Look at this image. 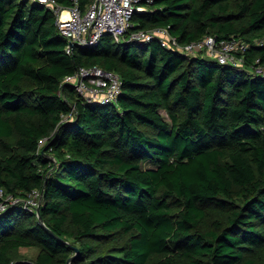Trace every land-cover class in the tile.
Instances as JSON below:
<instances>
[{
  "label": "trees",
  "instance_id": "obj_1",
  "mask_svg": "<svg viewBox=\"0 0 264 264\" xmlns=\"http://www.w3.org/2000/svg\"><path fill=\"white\" fill-rule=\"evenodd\" d=\"M139 5L131 31L238 36L245 68L109 36L68 54L51 10L0 0V190L42 193V222L21 206L0 213V264L264 260V75L252 73L264 66V0ZM93 65L120 76L116 103L62 83ZM118 232L127 239L111 251L91 241ZM28 247L35 258H19Z\"/></svg>",
  "mask_w": 264,
  "mask_h": 264
},
{
  "label": "built area",
  "instance_id": "obj_2",
  "mask_svg": "<svg viewBox=\"0 0 264 264\" xmlns=\"http://www.w3.org/2000/svg\"><path fill=\"white\" fill-rule=\"evenodd\" d=\"M31 1L43 5L55 14L59 32L67 41L65 49L68 54L75 46H89L104 36H109L115 41L127 42L149 43L158 40L162 47L186 57L207 58L222 65L245 68V56L250 44L238 36L218 38L205 35L183 44L173 37L167 28L131 31L133 14L145 9L139 5L141 0H86L84 3L81 0H70L67 6L57 0ZM257 43L264 44V39ZM252 73L264 75V66L253 68ZM62 83L72 85L78 95L89 104L116 103L122 88L117 73L96 65L79 67L73 74L66 76ZM42 142L43 140L40 141ZM0 197V213L10 206H21L36 213L42 193L32 190L27 196L21 197L4 195L0 190Z\"/></svg>",
  "mask_w": 264,
  "mask_h": 264
},
{
  "label": "rangeland",
  "instance_id": "obj_3",
  "mask_svg": "<svg viewBox=\"0 0 264 264\" xmlns=\"http://www.w3.org/2000/svg\"><path fill=\"white\" fill-rule=\"evenodd\" d=\"M31 2L32 1L30 0L29 3H31ZM140 43H142V42H140ZM161 114L167 121H169V118H168L165 111H161ZM144 165L146 167H154V165L150 162H145ZM126 239H127L126 235L118 232V233L106 235L104 237V241L102 239H92L91 241L97 243L98 245L105 247L104 250L109 249V251H111V247H118V246L123 245V243L126 241ZM96 249H98V247ZM37 253H38V249L36 247L20 248L18 257L19 258H25V259H33V258H35ZM255 264H264V260L257 257L255 259Z\"/></svg>",
  "mask_w": 264,
  "mask_h": 264
},
{
  "label": "water",
  "instance_id": "obj_4",
  "mask_svg": "<svg viewBox=\"0 0 264 264\" xmlns=\"http://www.w3.org/2000/svg\"><path fill=\"white\" fill-rule=\"evenodd\" d=\"M36 216H37V218H38V220L40 221V222H42L41 220V214H40V206L37 208V210H36ZM76 249V248H75ZM76 251H77V249H76ZM71 260H72V258H70L69 259V261H68V263L67 264H70V262H71Z\"/></svg>",
  "mask_w": 264,
  "mask_h": 264
}]
</instances>
